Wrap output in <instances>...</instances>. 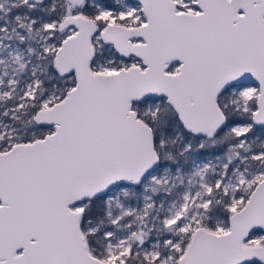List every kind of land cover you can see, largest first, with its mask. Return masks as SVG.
<instances>
[{
  "label": "snow or ice",
  "instance_id": "1",
  "mask_svg": "<svg viewBox=\"0 0 264 264\" xmlns=\"http://www.w3.org/2000/svg\"><path fill=\"white\" fill-rule=\"evenodd\" d=\"M0 264H264V0H0Z\"/></svg>",
  "mask_w": 264,
  "mask_h": 264
}]
</instances>
